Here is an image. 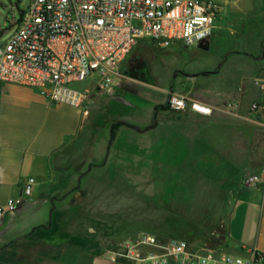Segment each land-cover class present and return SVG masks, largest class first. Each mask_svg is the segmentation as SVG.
Returning a JSON list of instances; mask_svg holds the SVG:
<instances>
[{
	"label": "crops",
	"instance_id": "crops-1",
	"mask_svg": "<svg viewBox=\"0 0 264 264\" xmlns=\"http://www.w3.org/2000/svg\"><path fill=\"white\" fill-rule=\"evenodd\" d=\"M215 1L223 9L208 40L213 60L201 53L199 69L188 71L192 61L178 55L182 43L175 41L165 54L173 59L162 62L169 65L166 85L149 84L154 97L163 93L167 102L171 92L184 93L208 105V114L172 112L151 100L148 115L125 120L110 115L109 92L95 90L84 112L0 80V204L35 178L32 194L0 217V264H132L110 259V252L142 232L172 237L150 221L154 197L142 196L141 186H156L161 172L179 173L166 176L165 187L178 179L219 181L210 209L215 239L194 247L264 254V91L254 83L264 80V0ZM251 173L260 181L244 183ZM68 203L76 208L66 209Z\"/></svg>",
	"mask_w": 264,
	"mask_h": 264
},
{
	"label": "built area",
	"instance_id": "built-area-1",
	"mask_svg": "<svg viewBox=\"0 0 264 264\" xmlns=\"http://www.w3.org/2000/svg\"><path fill=\"white\" fill-rule=\"evenodd\" d=\"M223 5L215 0H31L9 38L0 43V80L36 88L54 103L82 108L91 94L107 89L118 66L141 39L158 49L180 41L186 46L209 40ZM91 78L89 87L76 83ZM254 83L264 91V80ZM173 111L210 113V107L187 94L171 92ZM252 109H257L254 102ZM264 170V169H263ZM246 184L259 173L244 176ZM35 178L22 182L21 195L0 204V217L14 211L33 191ZM132 264H262L255 248L247 256L192 247L180 237L160 241L142 232L110 252Z\"/></svg>",
	"mask_w": 264,
	"mask_h": 264
},
{
	"label": "rangeland",
	"instance_id": "rangeland-1",
	"mask_svg": "<svg viewBox=\"0 0 264 264\" xmlns=\"http://www.w3.org/2000/svg\"><path fill=\"white\" fill-rule=\"evenodd\" d=\"M30 2L31 0H0V43L5 42L9 38L17 25L21 12L28 10ZM168 50H170L169 47L163 49L155 48L151 41L147 39H141L133 46L124 60L120 62L118 73L114 76L111 85L107 89L102 90L103 93L105 92L104 94L109 92L108 101L114 105L113 114L110 115L118 116L125 120H132L135 115L146 116L150 113L149 101L166 102V95L163 93H159L154 97L152 92H155V86L149 84L166 85L169 65H164L162 62L166 61L169 63L174 57L172 55L169 56V54L165 57ZM179 51V56H186L192 61V65L189 64L186 68L188 71L199 69L198 64L202 62V57H199L201 53L204 58L213 60V49L199 51L196 47L187 48L186 45L182 44ZM90 81L91 78H87L76 83L75 86L81 88L89 87ZM64 173L62 172L61 174ZM204 173L206 176L213 177L212 171H205ZM71 174L69 176L71 180L78 179L77 173L71 172ZM178 175V172H171L169 176L165 172H161L160 176L162 178L153 177L152 185L155 184L156 186H141L144 191L142 193L144 198L152 200L154 197L155 207L153 205H151V208L148 207V209L155 208L150 221L155 223L154 226L156 228L160 227L159 230L170 233L172 237H184L192 247L197 246L193 243L194 241H200L201 239L205 240V245H207L206 243L209 244L215 239V231H217L216 228L213 229L216 223L214 214L210 209L216 205L214 203L216 199L215 191L221 189L219 181L206 178L205 180H200L199 184H194L190 181L178 179L175 186L165 187L167 186L165 183L169 181L165 178L166 176L178 178ZM141 177H143V174ZM76 187H80L79 189L84 192L83 195L85 194L84 187L78 185ZM94 189L99 191L100 188ZM66 205V209L69 210L73 209V205L76 208L77 204L68 203ZM141 209L142 211L148 210L146 207ZM75 213H78L76 209ZM68 221L69 219L62 221L63 223L59 225L61 230L66 229ZM218 231L222 233L223 226L218 228ZM203 248L205 247L203 246ZM225 251L232 252L230 248H225Z\"/></svg>",
	"mask_w": 264,
	"mask_h": 264
},
{
	"label": "water",
	"instance_id": "water-1",
	"mask_svg": "<svg viewBox=\"0 0 264 264\" xmlns=\"http://www.w3.org/2000/svg\"><path fill=\"white\" fill-rule=\"evenodd\" d=\"M197 46L199 48H202V49H208V47H209V41L208 40H205V41L199 42Z\"/></svg>",
	"mask_w": 264,
	"mask_h": 264
},
{
	"label": "trees",
	"instance_id": "trees-1",
	"mask_svg": "<svg viewBox=\"0 0 264 264\" xmlns=\"http://www.w3.org/2000/svg\"><path fill=\"white\" fill-rule=\"evenodd\" d=\"M171 238V237H170ZM180 238H184V237H180ZM185 239V238H184Z\"/></svg>",
	"mask_w": 264,
	"mask_h": 264
}]
</instances>
